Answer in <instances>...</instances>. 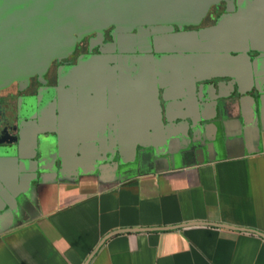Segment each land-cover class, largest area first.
Masks as SVG:
<instances>
[{"label":"flooded vegetation","instance_id":"obj_1","mask_svg":"<svg viewBox=\"0 0 264 264\" xmlns=\"http://www.w3.org/2000/svg\"><path fill=\"white\" fill-rule=\"evenodd\" d=\"M257 10L264 11V0H214L192 22L145 23L126 34L110 24L101 33L92 31L76 40L73 50L54 57L42 75L1 87L0 228L21 212L24 198L32 199L62 176L58 130L66 109L72 124L81 114L90 127L103 131L83 164L94 167L88 173L102 178L120 176L124 165L119 132L140 128V114L150 109L148 88L157 92L164 122L163 133L152 138L154 152H170L184 160L217 153L223 140L218 118L226 112L252 111L258 88L264 89V43L248 38L232 44L229 52L189 51L182 48L193 44L179 43L176 36L199 34L225 16L230 24L223 33L242 32ZM243 11L244 16H238ZM89 55L102 59L91 62L83 74L76 67ZM216 94L221 97L214 99ZM229 121L225 119L227 125ZM142 149L137 147V156ZM82 174L86 173L78 169L71 178Z\"/></svg>","mask_w":264,"mask_h":264},{"label":"crops","instance_id":"obj_2","mask_svg":"<svg viewBox=\"0 0 264 264\" xmlns=\"http://www.w3.org/2000/svg\"><path fill=\"white\" fill-rule=\"evenodd\" d=\"M251 107L218 118L213 156L146 146L120 176L45 184L0 228V264H264V92Z\"/></svg>","mask_w":264,"mask_h":264},{"label":"water","instance_id":"obj_3","mask_svg":"<svg viewBox=\"0 0 264 264\" xmlns=\"http://www.w3.org/2000/svg\"><path fill=\"white\" fill-rule=\"evenodd\" d=\"M213 1L0 0V88L15 79L22 81L35 73L42 75L54 57L70 53L76 40L87 33H101L110 24L126 34L136 26L141 28L145 23L192 22L202 16ZM244 14L245 11L238 16L242 17ZM248 21V24L242 25V32L223 33L230 24V17L225 16L219 19L217 25L202 30L199 34H178L176 41L193 44L190 48H182L184 50L224 52H229L232 44L245 42L248 38L255 43H264V11L257 10L256 14L248 17ZM100 59L102 56H84L76 68L85 74V67ZM258 91L260 94L264 89L258 88ZM146 92L150 109L148 113L140 114V128L119 132L122 165L136 160L138 146L151 145L155 150L156 142L153 139L163 133L161 128L164 122L157 92L153 88H148ZM216 97L221 95L216 94L214 99ZM179 119L183 120V117ZM89 122L85 115L77 114L76 124H72L68 109L63 111L58 130L63 171L59 179L71 178V175L77 174L78 169L82 173L94 170V167L87 168L83 164L88 149L95 147L98 132L103 131L90 127ZM148 126H152L153 130ZM155 155L164 154L156 152ZM169 158L172 164L176 163L174 154ZM102 159H107V156ZM95 161L96 159L93 160L94 163Z\"/></svg>","mask_w":264,"mask_h":264}]
</instances>
